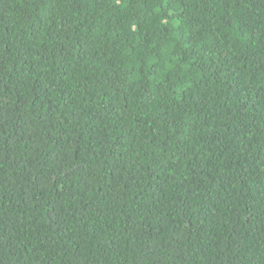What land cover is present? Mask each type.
<instances>
[{"label":"trees","instance_id":"obj_1","mask_svg":"<svg viewBox=\"0 0 264 264\" xmlns=\"http://www.w3.org/2000/svg\"><path fill=\"white\" fill-rule=\"evenodd\" d=\"M0 264H264V0H0Z\"/></svg>","mask_w":264,"mask_h":264}]
</instances>
